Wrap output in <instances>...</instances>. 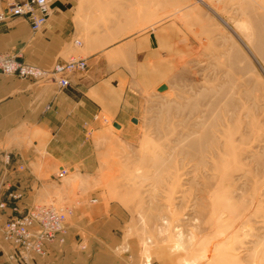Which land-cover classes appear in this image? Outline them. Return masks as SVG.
<instances>
[{
  "label": "rangeland",
  "instance_id": "1",
  "mask_svg": "<svg viewBox=\"0 0 264 264\" xmlns=\"http://www.w3.org/2000/svg\"><path fill=\"white\" fill-rule=\"evenodd\" d=\"M84 1L80 41L131 46L110 55L123 100L94 114L74 163L38 161L40 184L17 191L72 207L64 242L12 261L0 236L2 264H264V0ZM33 140L7 137L0 160Z\"/></svg>",
  "mask_w": 264,
  "mask_h": 264
},
{
  "label": "crops",
  "instance_id": "2",
  "mask_svg": "<svg viewBox=\"0 0 264 264\" xmlns=\"http://www.w3.org/2000/svg\"><path fill=\"white\" fill-rule=\"evenodd\" d=\"M89 8L84 0H53L51 14L38 32H32L23 17L0 23V53L15 55L19 60L43 68L67 59L78 52L74 39L94 33ZM81 42V51L88 52L87 71L73 75L64 89H58L55 83H35L0 74V142L20 134H29L34 139V146L26 150L13 146L9 165L1 158L0 199L10 185L16 191L26 185L29 192L35 184H40V169L36 172L38 161L50 169L57 163H70L69 152L73 156L71 162L76 160L74 157H79L76 138L84 133L87 124L95 125L94 114L103 109L114 114L121 105L125 86L118 80L125 76L126 68L122 65L123 58L115 60L110 55L127 54L130 44L122 41L110 46L107 57L102 55L99 43ZM117 61L120 64L114 66ZM18 164L26 169L18 171ZM18 204L27 206L26 199L22 197ZM0 212L5 220L12 214L9 207ZM3 246L4 249L8 245L3 241ZM3 257L0 255V264L4 262Z\"/></svg>",
  "mask_w": 264,
  "mask_h": 264
},
{
  "label": "built area",
  "instance_id": "3",
  "mask_svg": "<svg viewBox=\"0 0 264 264\" xmlns=\"http://www.w3.org/2000/svg\"><path fill=\"white\" fill-rule=\"evenodd\" d=\"M51 14V0H15L4 8H0V23H5L15 17L25 18L32 32L40 31ZM80 46L77 38L73 41ZM86 57L70 56L63 61H56L50 67L43 68L19 60L15 55L0 53V74L31 80L35 83H55L58 89H64L70 83V78L87 71ZM97 115L94 116V119ZM10 154L5 153L3 163L10 164ZM23 164H18V171L24 170ZM71 168L60 166L54 176L62 179ZM21 193L7 191L0 199V210L9 207L12 214L0 226V236L11 248L7 257L12 261H27L35 255H43L48 245L62 243L67 233L66 222L72 214V207L56 205L52 202H35L20 207L18 201Z\"/></svg>",
  "mask_w": 264,
  "mask_h": 264
},
{
  "label": "water",
  "instance_id": "4",
  "mask_svg": "<svg viewBox=\"0 0 264 264\" xmlns=\"http://www.w3.org/2000/svg\"><path fill=\"white\" fill-rule=\"evenodd\" d=\"M164 88V86H160L159 90H162ZM115 126L118 127V124L115 123Z\"/></svg>",
  "mask_w": 264,
  "mask_h": 264
}]
</instances>
